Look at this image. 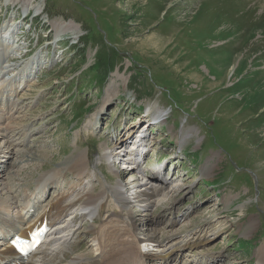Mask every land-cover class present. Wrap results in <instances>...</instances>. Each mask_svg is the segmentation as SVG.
<instances>
[{"label": "rangeland", "instance_id": "obj_1", "mask_svg": "<svg viewBox=\"0 0 264 264\" xmlns=\"http://www.w3.org/2000/svg\"><path fill=\"white\" fill-rule=\"evenodd\" d=\"M13 1L0 0V28L17 25L0 39V109L19 103L11 125L26 126L33 143L13 157L0 150V198L11 189L23 198L41 175L86 152L90 177L82 186H96L94 193L123 184L132 201L159 185H145L150 170L172 186L141 208L105 200L100 223L96 215L81 221L95 229L70 224L76 208L67 212L77 254H94L91 230L100 233L109 215L118 220L112 210L119 209L134 212L142 237L158 233L160 246L148 248L154 254L196 237L208 241L181 248V264H264V0H24L16 8ZM63 21L77 23V33ZM47 36L65 39L48 45ZM149 110L163 120L144 137L148 156L140 171L121 173L109 159L115 134L137 130ZM66 175L64 185L74 174Z\"/></svg>", "mask_w": 264, "mask_h": 264}, {"label": "bare ground", "instance_id": "obj_2", "mask_svg": "<svg viewBox=\"0 0 264 264\" xmlns=\"http://www.w3.org/2000/svg\"><path fill=\"white\" fill-rule=\"evenodd\" d=\"M35 1L36 0H27V2H29L30 4H34ZM25 3L26 2L24 0H19V1L10 2L9 5H12L14 6V8H16L19 5H22V6L25 5ZM41 15L42 13H38L35 19H39L40 17H42ZM26 19L27 18H23L22 21L24 22ZM63 23L65 24V31L67 32L70 31L69 34L70 33L76 34L77 33L76 30H79L78 28L79 26L77 25V23H74V21H69V22L63 21ZM2 25L3 27H5V30L8 35V32H9L8 27L10 26V22L4 21ZM7 35L6 33H3L0 39H5ZM46 38H47L46 39L47 44L49 45L50 41L48 40L52 38L48 36ZM61 42H62V39H60V41H57L58 44H61ZM39 43H40V40L38 41V44ZM31 52H32L31 50L28 51V53H31ZM14 61L16 62V60ZM19 67L20 66H18V68ZM18 68H16V70H18ZM8 73L9 71L7 70V74ZM0 74H2L1 70H0ZM20 74L21 72L18 75ZM14 79L16 78H13V80ZM111 83L113 84L114 82H112L111 80ZM11 86H13V84H11ZM109 87H112L111 84ZM15 88H16V92L20 89L17 87ZM3 91L4 89H2L0 93H2ZM6 102L9 103L8 106H11V107L9 108L5 107V105L7 104ZM6 102L3 108L0 109V111H2V113L4 114H5V111H8V110L9 111L13 110V112L8 114L4 118L5 121L8 120V125L6 126V128L1 126L2 124H0V142H1L0 150H2L5 153L8 152L10 154L9 157H13L15 155L16 150L18 151V153H21V151H24L25 153V151L29 150L26 147V140L28 136H31V134L28 133V135L26 136V134L23 131V130H26L25 129L26 126L24 125H20V127H17L16 125H11L15 123V121L17 120L15 113L20 111L21 108L20 106L19 107L16 106V104L19 105V103L15 102L16 104H13V102H11L10 100H6ZM150 127H152V125H149L148 127H146V129L143 131V135H146L148 133L147 131ZM128 129L129 128L127 127L126 132L118 133L119 136L117 138L118 139L124 138L125 136L124 134L128 132ZM131 133H132V130L130 131L129 135ZM7 134H10L11 137L15 136L16 138L22 134V136H24L25 138L24 140L22 138L20 141L16 142L12 139H7L8 137ZM143 135L141 136L140 141L142 140ZM185 137L186 136L182 135L183 139H185ZM22 140L24 141V144H25L24 146H22V143H21ZM4 144L5 146H3ZM27 155L31 158H34L30 156L29 154H26V156ZM20 162L21 161H19V163ZM89 166H90V157H88L86 152H79L76 155H72L68 157V160L63 163L62 167L55 168L49 174L41 175L39 178H37L36 184L35 186H33L36 192L30 193L28 189L23 190L25 194L23 198H21L20 195L15 196V193L11 189V194H8L6 198H0V232L3 233L6 230L7 231L18 230V229L21 230L22 228L25 227V225H28L29 222H27L23 216L24 209H27V212H28L29 208L36 203L35 200L39 198L40 191L46 192L48 193V195H51L52 191H54V189L52 188H54V186L56 185L57 187H60L59 184L60 182H62L63 178L69 179L68 178L69 175H66L67 172L73 173L75 175L73 176L76 177L77 182L72 184V182L74 181V177L72 176L73 181L70 182V184L61 185L62 187L60 188V190H55V192L57 193L56 194L54 193V195L51 198V203L49 204L48 214L51 216L52 215L59 216V218L62 219L65 217V214L67 212L71 211L72 209L75 210L76 208L79 214L77 215L76 210H75V214L73 213L71 216L72 217L71 224L76 223L78 225L79 223H81L82 220H85L90 217H94L95 215L96 216L94 217V224L100 223L101 218L102 217L105 218L106 216H103V215L107 212V207H106L105 213H102V211L105 210L104 201L108 200L109 198L116 199L117 202L115 201L114 202L118 203L123 208H129L132 205H136V206L138 205L141 208L144 206H142L139 203H146V205H151L152 202H155L158 199L159 201H162L163 199H165L166 196L168 195L167 192L169 193L170 190L164 192L163 186L168 187V189H171V186H172L170 185V183L167 182L166 179H163V181L161 182H156V183H159L157 187L152 186L151 189L147 191L145 194H140L138 192L135 193V197L132 196V198L133 199L135 198V200L131 202L130 199L127 198V193L123 187L124 186L123 184L118 185L117 187L107 185V187L105 188L106 185L104 187L102 186L103 189L100 190V193H94L96 192L95 191L96 186L94 187V189L85 188L87 190H92V191L85 190L82 185H83V181L85 180L84 177H87L89 175V171H88ZM124 166H125V163L124 164L122 163V167ZM150 171L147 172V176L149 177L148 179L149 183L151 181L154 182V180L157 178V172L155 171L150 172ZM89 177L86 179L90 180V182H93L94 178L90 179ZM149 183H146L145 185L149 187L150 186L148 185ZM79 185H80V188H79ZM101 185L103 184L100 183L97 186L100 187ZM70 186L72 187L70 188L69 191H65V192L63 191V188L66 187L68 189ZM173 187H176V186L173 185ZM21 188L24 189L23 186ZM132 189H134V187ZM176 189H173L171 192L172 193L176 192ZM97 190H99V188H97ZM142 190L136 189V191H139V192H141ZM129 191L132 193L131 190ZM78 197L80 198L78 199ZM12 200L13 201L17 200V202L15 201L11 202ZM117 207L119 206L117 205ZM123 208H120V209H123ZM117 210H112V213L119 219L114 220L113 217L110 219V216L112 215H109L106 222L109 221L110 219L111 221H113L114 225L106 226V222H105L102 227L103 230L100 233H96V230L95 231L93 230L96 227L93 228L92 226L86 223L84 224L85 221L80 224V225L83 224L84 226H86V228H90V227L93 228L91 230V236L93 237L92 242L95 244V246L93 248L94 254H91V256H87L86 253H82V254L76 253V245L78 246L79 244L75 242L74 238H78L76 237L77 232L71 229V225H67L66 227L63 226L62 235L57 236L53 241L47 242L45 246L41 247L36 254L29 257L28 260H26L24 264H152L153 261L168 262V260L174 259V257L177 258L180 256L181 253H179V251L181 250V248H187V249L192 248L193 249V246L195 247L196 246L195 244L197 242L201 244V242L204 243L208 241L207 238L199 240V239H195L196 237L190 240L184 239L180 243H174V244L168 243L169 246L167 245V247H164V249H162L161 247L160 248L158 247L159 252L155 254L154 253L151 254L147 250L148 247H151V246L153 247L155 245L160 246L161 244V243L158 244L159 242L158 240H156L158 233L153 232V234L148 239L147 237H142L140 233L137 232L138 230L133 225L137 221L136 220L137 218L136 219L133 218L134 212H131L130 210V212H128L129 216H127L126 214L119 213L120 210L119 211ZM99 213H102V216H100ZM123 213H127V211ZM117 225L118 226L127 225V227L123 228V227H118ZM153 242H158V243H153ZM0 245H1L0 246V261L1 260L10 261L11 256L14 254L12 248L6 244L0 243ZM261 250H262L261 251V254H262L261 262H264V246L261 247ZM171 261L173 262V260ZM188 264H197V261H192V263H188Z\"/></svg>", "mask_w": 264, "mask_h": 264}]
</instances>
